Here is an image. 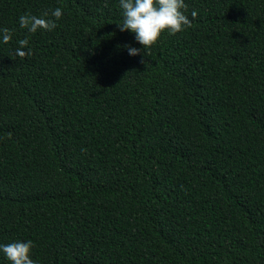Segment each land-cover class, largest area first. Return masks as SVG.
I'll return each mask as SVG.
<instances>
[{
  "label": "trees",
  "instance_id": "trees-1",
  "mask_svg": "<svg viewBox=\"0 0 264 264\" xmlns=\"http://www.w3.org/2000/svg\"><path fill=\"white\" fill-rule=\"evenodd\" d=\"M185 3L191 28L131 56L119 0H0V244L32 240L37 264H264V0ZM57 7L54 30L20 27Z\"/></svg>",
  "mask_w": 264,
  "mask_h": 264
},
{
  "label": "clouds",
  "instance_id": "clouds-1",
  "mask_svg": "<svg viewBox=\"0 0 264 264\" xmlns=\"http://www.w3.org/2000/svg\"><path fill=\"white\" fill-rule=\"evenodd\" d=\"M119 7L123 17L122 22L117 24L120 31L134 33L135 40L143 46V51L130 45L126 46L131 56L146 55L145 50L155 46L165 32L175 35L192 27V21L185 14L188 8L185 0H119ZM197 15L196 11L191 12L193 19ZM62 16V9L57 7L51 11L52 18H48V12H44L40 17L30 13L21 15L19 25L30 33H36L38 30L52 31L58 26L56 21ZM0 33H2L3 43L7 44L11 41V30L0 29ZM28 43L27 38L19 40L15 55L21 59L30 57L32 50L30 48L27 51L23 50L27 48ZM141 62L145 61L142 59ZM33 247L32 240L16 241L0 244V252L10 261V264H37L32 259Z\"/></svg>",
  "mask_w": 264,
  "mask_h": 264
}]
</instances>
